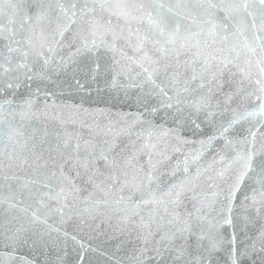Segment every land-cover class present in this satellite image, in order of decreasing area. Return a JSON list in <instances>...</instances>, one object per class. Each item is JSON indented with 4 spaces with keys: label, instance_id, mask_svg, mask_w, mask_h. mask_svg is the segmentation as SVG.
<instances>
[{
    "label": "water",
    "instance_id": "1",
    "mask_svg": "<svg viewBox=\"0 0 264 264\" xmlns=\"http://www.w3.org/2000/svg\"><path fill=\"white\" fill-rule=\"evenodd\" d=\"M231 3L165 0L193 31V20L209 21L198 37L173 45L147 23L151 9L140 0H63L67 12L61 0H0V64L13 69L0 68V264H231L233 234L237 264H264L262 197L245 201L261 187L264 128L253 129L254 171L231 213L225 197L242 171L235 152L224 139L200 143L258 107L264 20L252 8L253 28ZM241 20L247 47L232 35ZM83 41L99 46L76 55ZM25 50L27 75L18 67ZM145 55L170 95L204 98L206 109L152 112L160 97L143 83L137 61ZM260 119L241 120L228 137L252 139ZM229 215L230 225L215 226Z\"/></svg>",
    "mask_w": 264,
    "mask_h": 264
},
{
    "label": "snow or ice",
    "instance_id": "2",
    "mask_svg": "<svg viewBox=\"0 0 264 264\" xmlns=\"http://www.w3.org/2000/svg\"><path fill=\"white\" fill-rule=\"evenodd\" d=\"M95 2V0H93ZM85 3H87V0H85ZM76 4L75 2L72 3V8L75 9ZM101 7H103V4H101ZM145 8H150L151 11L148 13L146 20L147 23L154 27L156 31L159 33L161 37H165V42L168 44H176L177 41H180L185 38V35L187 37H198L200 34L203 33L205 25L209 22L205 19H200L198 21L193 20V24L198 29V31H193L191 25H181L176 22L175 18L173 17V9L171 7L165 6V0H140V9L144 10ZM255 8L258 12L259 17L264 20V0H232L231 5L229 6L230 12L238 17H250L251 18V26L253 28L256 27V17L253 15L251 9ZM61 10L67 12V9L63 8V0H61ZM83 11V10H82ZM155 13V15H153ZM38 14V18H39ZM72 17L76 16V12L72 11L71 13ZM230 16H225V19H230ZM215 27V25H214ZM234 31L232 33L237 46H248V42L245 35V29L243 27V20H241L240 26H233ZM264 27V26H262ZM170 29V31H168ZM183 29V33L181 31ZM68 28L65 27L64 31H67ZM60 35H63V31L60 32ZM144 39H147L145 37ZM17 45H19V41L15 42ZM261 49L264 50V38L259 40ZM141 43V48H142ZM99 45L96 43V41H92L91 43L88 41H83L81 44V47L77 49L76 55L82 54V53H88L92 52L94 48L98 47ZM115 51V48L112 49ZM161 51H164L165 49L161 48ZM8 52H20L19 47L13 48L11 46L8 47ZM3 53L0 52V57H2ZM28 51L25 50L21 52V56L23 57V60L19 63L18 67L20 69H27V73L32 72V69L29 67L27 63L24 61L28 58ZM39 55V53H37ZM147 63H154L149 61V58L147 55L143 56L139 61H137L139 67L141 68V72L143 73V83L149 84L151 86L150 88V95L158 96L159 99V106L153 107L151 109L152 112H158L163 109H172L176 108V110L179 112L182 110V105L188 104L195 112L199 113L206 109L207 107V101L204 98H200L196 100L195 102L192 101H182L179 98V93L177 92L175 95H170L168 91L165 90V87L162 83H157V77L160 74V69L158 68H150L146 66ZM8 63H11V57L8 58ZM45 64H48L49 61L46 59L44 61ZM0 68H3V71L9 72L13 69L11 68H4L2 64H0ZM41 77H43V73L37 74ZM261 80L257 81V84L259 85V95L255 96L256 102H258V107L254 108L252 111L246 112L243 116H236L232 120H230L226 125L221 124L218 127L215 128V131L208 136L205 140H201V144L206 145H212V143L217 139H224L226 145H231L232 150L235 152V156L233 157L232 163L240 165L242 171L240 172V175L237 179V183L234 188H231L225 197L228 201V213L232 212V203L235 199L236 193L239 191L240 185L243 183L244 178L248 175L250 171H254L253 164H254V158L258 155V153L254 149V141L257 134L258 129L264 128V61H261ZM28 79H32L33 77L31 75L27 76ZM19 79V77H17ZM113 83L115 84V78L113 80ZM139 87H143V85H137ZM9 87H12L11 84H9ZM7 103L11 104V101H7ZM33 103L32 99L28 98L23 101V105L25 106H31ZM3 105L0 104V108H2ZM213 113L209 112L208 116L211 117ZM259 116L261 119L253 125V128L249 129V136L252 137V139H249L248 136H245L242 140L235 141L228 137L227 133L231 128H233L234 125L240 123L241 120H246L248 117H252L253 120ZM177 125H182L184 123L183 119L176 121ZM191 123L196 127L199 128L200 125L196 123V121L193 119L191 120ZM256 129V130H253ZM172 132H176L177 129H172ZM258 182L260 183L261 187L259 192H257L256 189L253 190V193L251 196H246L245 201H248L249 199L252 200L253 204L256 203V197L259 195L262 197L260 201L261 207H264V167L261 168V175L259 177ZM171 194V189H169V193L167 195ZM155 196V194H152ZM13 197V194L10 193V198ZM160 203H163L164 201H159ZM0 203H3V199H0ZM243 203V202H242ZM13 207L15 205H12ZM24 211H27V209H24ZM33 217H35V213L32 214ZM200 219H204V217H201ZM231 224L232 219L231 216L224 217L221 221L217 222L215 225L216 227H219L220 224ZM209 227H212V221H208ZM67 235V234H66ZM261 238L264 239V231L261 232ZM21 239L19 235L15 236L13 239V242L15 243L17 240ZM232 245L231 252L229 253V260L231 261V264H237V250H236V237L235 234L232 235L231 241ZM83 247V245H81ZM252 248H255V244L251 246ZM217 248V242L212 238V243L210 245V250ZM179 255V254H178ZM243 255V253H241Z\"/></svg>",
    "mask_w": 264,
    "mask_h": 264
}]
</instances>
